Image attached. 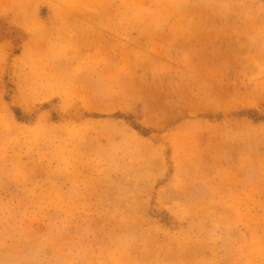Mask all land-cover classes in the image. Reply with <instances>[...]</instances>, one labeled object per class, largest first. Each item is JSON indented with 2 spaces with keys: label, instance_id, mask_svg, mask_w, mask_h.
I'll list each match as a JSON object with an SVG mask.
<instances>
[{
  "label": "rangeland",
  "instance_id": "rangeland-1",
  "mask_svg": "<svg viewBox=\"0 0 264 264\" xmlns=\"http://www.w3.org/2000/svg\"><path fill=\"white\" fill-rule=\"evenodd\" d=\"M0 264H264V0H0Z\"/></svg>",
  "mask_w": 264,
  "mask_h": 264
},
{
  "label": "bare ground",
  "instance_id": "bare-ground-1",
  "mask_svg": "<svg viewBox=\"0 0 264 264\" xmlns=\"http://www.w3.org/2000/svg\"><path fill=\"white\" fill-rule=\"evenodd\" d=\"M6 28H7V27H6ZM6 28H5V30H7L8 33L10 32V33H11L12 35H14L15 37H16V36H17L18 38L22 37V33H23V32H21L20 30L18 31V30L15 29L14 27H13V28H11V27L9 28V27H8L9 30L6 29ZM12 35H11V36H12ZM11 36H10V38H11ZM14 36H13V37H14ZM13 37H12V38H13ZM15 39H16V38H15ZM8 42H9V40H8ZM10 44H11V43H10ZM12 44H14V43H12ZM8 45H9V44H8Z\"/></svg>",
  "mask_w": 264,
  "mask_h": 264
}]
</instances>
